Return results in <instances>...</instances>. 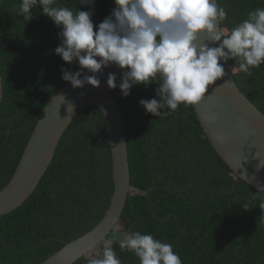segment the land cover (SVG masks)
<instances>
[{
	"label": "trees",
	"instance_id": "obj_1",
	"mask_svg": "<svg viewBox=\"0 0 264 264\" xmlns=\"http://www.w3.org/2000/svg\"><path fill=\"white\" fill-rule=\"evenodd\" d=\"M20 3L0 0V192L12 181L42 112L70 85L62 69L79 71L78 62L68 64L54 51L61 29L39 6L31 10L30 21L24 19L18 15ZM57 4L73 12L91 11L94 25L115 7L114 0ZM219 6L228 13L222 27L230 30L249 11L264 8V0H219ZM229 63L240 89L264 113V64L248 76ZM157 87L135 85L127 97L119 88L111 92L125 125L131 183L141 193L131 192L123 228L107 241H113L122 264H139L119 247L130 231L172 244L182 264H264V193L224 162L193 105L157 117L146 114L139 101L159 99ZM113 193L109 129L103 111L92 106L69 126L37 190L20 208L0 217V264L43 263L91 231L105 216Z\"/></svg>",
	"mask_w": 264,
	"mask_h": 264
},
{
	"label": "clouds",
	"instance_id": "obj_2",
	"mask_svg": "<svg viewBox=\"0 0 264 264\" xmlns=\"http://www.w3.org/2000/svg\"><path fill=\"white\" fill-rule=\"evenodd\" d=\"M95 2L80 0L82 5ZM114 4L98 25L93 24L91 11L73 12L57 0H21L18 15L30 21L31 10L39 6L61 29V43L54 51L68 64L78 62L75 73L62 69V79L74 89L85 84L99 87L96 74L113 65L127 69L119 84L123 97L135 85L158 84L159 99L139 101L146 114L155 117L200 102L209 87L226 76L224 65L229 60L248 76L264 64V8L249 11L246 19L225 30L221 22L228 13L218 0H114ZM201 36L206 42L200 41ZM116 79L109 73L110 89L117 88ZM259 167H264V159ZM257 192H264V187ZM112 244L108 240L102 255L88 264H122ZM119 247L134 254L139 264H182L172 244L141 231L125 233Z\"/></svg>",
	"mask_w": 264,
	"mask_h": 264
},
{
	"label": "water",
	"instance_id": "obj_3",
	"mask_svg": "<svg viewBox=\"0 0 264 264\" xmlns=\"http://www.w3.org/2000/svg\"><path fill=\"white\" fill-rule=\"evenodd\" d=\"M200 41L206 42V37L201 36ZM224 66L226 76L210 86L202 100L193 106L205 134L220 157L239 178L258 189L264 187V167H259L260 160L264 159V113L240 89L234 78L235 69L229 61ZM126 70L109 66L96 74L100 80L99 87L85 84L74 89L70 84L61 90L42 112L12 181L0 192V216L20 208L37 190L75 117L92 106L103 111L113 158L114 193L111 204L103 219L91 231L68 243L41 264H74L83 258L89 259L94 250L102 247L108 237L123 226L122 215L131 192L141 193L131 183L125 125L111 94L119 88L122 73ZM109 73L117 77L115 89L107 86ZM3 95L4 82L0 70V111Z\"/></svg>",
	"mask_w": 264,
	"mask_h": 264
},
{
	"label": "rangeland",
	"instance_id": "obj_4",
	"mask_svg": "<svg viewBox=\"0 0 264 264\" xmlns=\"http://www.w3.org/2000/svg\"><path fill=\"white\" fill-rule=\"evenodd\" d=\"M122 228L123 227L119 228L118 230H120ZM103 247H104V245L102 247L97 248L96 250H94L92 252V254L89 255V259L91 260V259L97 258L98 256H101L102 255V251H103Z\"/></svg>",
	"mask_w": 264,
	"mask_h": 264
},
{
	"label": "bare ground",
	"instance_id": "obj_5",
	"mask_svg": "<svg viewBox=\"0 0 264 264\" xmlns=\"http://www.w3.org/2000/svg\"><path fill=\"white\" fill-rule=\"evenodd\" d=\"M219 1V0H218Z\"/></svg>",
	"mask_w": 264,
	"mask_h": 264
}]
</instances>
